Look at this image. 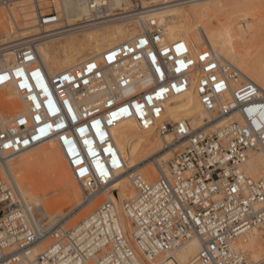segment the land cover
I'll return each instance as SVG.
<instances>
[{
    "label": "built area",
    "instance_id": "built-area-1",
    "mask_svg": "<svg viewBox=\"0 0 264 264\" xmlns=\"http://www.w3.org/2000/svg\"><path fill=\"white\" fill-rule=\"evenodd\" d=\"M20 1L0 0V6ZM30 1L38 32L10 44L14 62L0 68V88L17 87L22 104V113L0 125V264H135L137 254L180 264L174 252L192 239L200 247L188 264H247L233 242L264 226V174L254 178L240 167L264 154V96L209 46L192 52L184 41H164L157 21L146 18L193 0H130L141 24L136 37L52 76L37 45L63 30L57 27L62 13L50 0ZM100 3L82 0L90 16L103 9ZM192 82L210 118L197 129L163 120L165 103ZM128 120L172 135L164 150L182 147L166 160L150 157L151 181L126 168L113 141L112 128ZM210 125L216 128L208 132ZM48 142L58 146L82 193L81 204L54 222L25 198L11 167L21 153ZM129 172L135 196L123 203L125 229L107 195H114L111 182ZM101 195L103 202L69 225L79 207Z\"/></svg>",
    "mask_w": 264,
    "mask_h": 264
},
{
    "label": "bare ground",
    "instance_id": "bare-ground-1",
    "mask_svg": "<svg viewBox=\"0 0 264 264\" xmlns=\"http://www.w3.org/2000/svg\"><path fill=\"white\" fill-rule=\"evenodd\" d=\"M50 1L62 13V21L57 27L58 29H63L54 39L37 45L39 58L50 76L74 69L87 60L97 58L102 52L130 41L140 33L141 24L139 20L132 17L130 0H101L100 4L103 5V9L92 16H90L88 9L83 6L82 0ZM21 2L27 3L25 5H17ZM256 2L258 1L193 0L165 6L161 10L152 13L147 11L149 13L146 12L147 14L145 15L146 18H153L157 21L163 30L164 41H184L192 52H197L205 46H209L216 57L231 63L245 77L253 81L264 96L263 59H261L262 62L256 60V57L252 59L253 56L249 54V50L246 51L245 47H243L245 51H240L241 48L239 50L235 46L237 42L234 43L235 40L241 39L240 37H238V40L234 38V35L237 37L235 32L240 33L244 28V25L242 26L243 21L240 20L242 10L249 6V3ZM6 9V12L0 10V53H4L3 55L0 54V68L7 67L14 62V56L10 49H7L8 46L35 35L28 34L36 30V7L30 0L16 2ZM17 15L20 20L17 19ZM4 16L9 18L8 27H3L2 25L1 19ZM26 16H31L32 18L27 19ZM29 21H32L33 25H28ZM263 22L262 25H264ZM252 24L249 25L252 26ZM254 24L257 26L256 23ZM130 26L132 27L129 28ZM234 30L235 32H233ZM246 30L244 29V32H247ZM238 45L241 46L242 44ZM258 59L260 58L258 57ZM1 89L4 91L2 92L6 101L10 102L16 99L18 103L19 101L21 102L18 88L14 85H5ZM0 102L2 101L0 100ZM20 113H22V107L20 108L19 105H14V107L10 108V113L6 116H3L0 110V125L8 124L12 118ZM209 118L210 115L203 111L199 103L195 92V82H192L190 89L185 94L172 97L165 103L162 116L163 120L171 123L185 120L191 129L201 127L204 124V120ZM131 123H134L137 128ZM210 128L215 129L216 127L210 125L204 129H208V132H210ZM111 134L126 164V168L138 172L139 175L148 181L156 177V170L150 163V157L160 153L161 159L166 160L182 149L177 144L164 150L165 147L172 144V135L161 136L155 128L142 130L133 120L117 124L112 128ZM53 143H42L29 148L21 153L11 164L16 180H20V183L19 181L17 182L25 198L38 208L42 219H50V222L57 220L61 214L59 211L58 213H49L47 210H51L53 207L65 206L66 204H76L74 209H72L75 210L82 201L78 200L79 186L75 185V180L70 176L64 162L60 160L61 162L59 163L57 156H47L40 149V146ZM54 147L61 154L59 148L56 145ZM240 170L242 173L254 178L262 176L264 174V154L250 155L241 165ZM32 172L36 173L34 174L35 176L31 174ZM129 174L130 172L119 176L111 182L110 191H114V195H107L116 204L120 224L125 229L128 222L122 211L123 203L135 196ZM48 175H50V179H47ZM52 179L55 180L56 185L60 183L67 185V192H65L66 190L64 191L61 202H58L59 199L49 198L48 196L47 190L49 189L47 185L53 186ZM78 209L82 208L79 207ZM260 231V228H255L248 233L242 234L233 242V248L241 253L243 251L240 249L251 250L253 264H263L264 261V247L259 242ZM199 247V241L192 239L176 250L174 255L180 264H188L197 255ZM35 250L37 251L39 248ZM149 262L151 264H163L162 258L149 260Z\"/></svg>",
    "mask_w": 264,
    "mask_h": 264
},
{
    "label": "rangeland",
    "instance_id": "rangeland-1",
    "mask_svg": "<svg viewBox=\"0 0 264 264\" xmlns=\"http://www.w3.org/2000/svg\"><path fill=\"white\" fill-rule=\"evenodd\" d=\"M258 2H256V3H249V6H247L245 9H243L242 11V13L240 14L241 15V21H243L242 23V26L244 27L243 29H242V33L240 34L239 32H235V30L233 31V32H235V34H237V37L234 35V38L236 39L237 38V40L239 39L238 37H240L241 39H239L238 41H241V42H238V41H236L235 39V41H234V43H238V44H242L241 46H239L237 43H236V47L239 49V48H241V50L240 51H245V49H246V51H248L249 50V54L251 55V56H253V58L252 59H254V57H256L255 59L256 60H258V61H261L262 62V60L261 59H263V64H264V25H262V22L264 21V0H257ZM31 2V1H30ZM25 3H27V2H21V3H18L17 5H25ZM7 8V7H6ZM5 7L3 8V7H1L0 6V10L2 11L3 10V12H6V9ZM24 10H27V9H24ZM249 11V12H248ZM246 12V13H245ZM18 14V13H17ZM243 15V16H242ZM246 16V17H245ZM26 18L27 19H30V18H32L31 16H26ZM17 19H19L20 20V17L17 15ZM242 19H244V20H242ZM258 19V20H257ZM251 20V21H250ZM256 20V21H255ZM245 21V22H244ZM259 21V22H258ZM1 22H2V25H3V27H8V25H9V18L7 17V16H4L2 19H1ZM253 23L252 24V26L251 25H249V24H251V23ZM258 22V23H257ZM245 23H246V26H245ZM254 23H256V25L257 26H255V24ZM249 26H248V25ZM263 24H264V22H263ZM28 25H33V23H32V21H29L28 22ZM254 25V26H253ZM251 26V27H250ZM132 26H130L129 28H131ZM246 27V28H245ZM247 27H249V28H247ZM254 27V28H253ZM244 29H247L246 31L247 32H244ZM250 29H251V32H250ZM261 29V30H260ZM262 31V32H261ZM38 31H37V29L35 30V31H33V32H30L28 35H33V34H36ZM249 32V33H248ZM239 33V34H238ZM247 35H246V34ZM234 34V33H233ZM243 34H245V36H243ZM262 34V35H261ZM243 37H242V36ZM260 35V36H259ZM249 39V40H248ZM243 42V43H242ZM263 43V44H262ZM243 44H244V46H243ZM239 46V47H238ZM247 46H248V48H247ZM243 47H245V49L243 48ZM253 48V49H252ZM244 49V50H243ZM262 49V50H261ZM259 51V53H260V55H259V53L257 54V52ZM254 52V53H253ZM255 55V56H254ZM260 58V59H258V57ZM1 91V93H0V100L2 101V102H0V110H1V114L3 115V116H6L7 114H9L10 113V108H12V107H14V105L15 106H17V105H19V107L21 108L22 107V104H21V102L19 101V103H18V101L15 99H13V101L11 100L10 102H8V101H6L5 99H4V97H3V90L1 89L0 90ZM3 91V92H2ZM2 98V99H1ZM10 103V104H9ZM131 124H133L135 127H136V125L134 124V123H131ZM137 128V127H136ZM53 144H55V143H53ZM53 144H47V145H43V146H40V149L43 151V153H45L47 156H57L58 158L57 159H59V163L61 162V161H63L64 162V165H65V167H66V169H67V171H69V169H68V167H67V165H66V163H65V161L63 160V158H62V156H61V154L59 153V151L58 150H56V148L54 147L55 145H53ZM52 145V146H51ZM51 146V147H50ZM57 146V145H56ZM58 147V146H57ZM61 160V161H60ZM142 166V165H141ZM144 171H145V169H143ZM49 172V171H48ZM47 172V173H48ZM33 176H35L34 174H36V173H31ZM69 174H70V176L72 177V175H71V173H70V171H69ZM251 177H253V176H251ZM51 177H50V175H48L47 176V179H50ZM53 180V182H52V184H53V186H51V187H55V188H51L49 185H47V188L49 189V190H47V192H48V196H49V198H56V199H59L58 200V202L60 201L61 202V199H62V196L64 195V193L65 192H67V185L65 184V183H60L59 185L57 184H55L56 182H55V180L54 179H52ZM17 181H19V183H20V180H18L17 179ZM51 184V185H52ZM63 186H62V185ZM64 185H66V186H64ZM75 185L77 186V184H76V182H75ZM63 188H62V187ZM61 187V188H60ZM78 187V186H77ZM78 189H79V187H78ZM66 190V191H65ZM65 191V192H64ZM80 195V196H79ZM61 196V197H60ZM59 197V198H58ZM81 197V198H80ZM105 198H106V195H101V196H99L93 203H91L88 207H86L85 209H83V210H81L80 209V212L76 215L75 214V216H74V218L70 221V223H69V225H72V224H75V223H77L78 221H80V220H82L85 216H87V214L88 213H90L96 206H98L101 202H103L104 200H105ZM78 200L80 201V200H82V193H81V191L79 190V193H78ZM76 204H66L65 206L63 205V206H59L58 208L56 207V208H51V210H47V212H49V213H52V212H54V213H58V211H59V213L60 214H64V213H67L68 211L70 212V211H72V209H74V206H75ZM61 207V208H60ZM68 212V213H69ZM260 232H259V234H261V235H259V236H261L260 237V239H259V242H261V244H262V247H264V239H263V234H264V226H262V227H260ZM262 238V239H261ZM39 249H40V247H39ZM240 250H242L243 251V253L245 252L246 253V255H245V253H244V255H245V259H246V262H247V264H253V258H251L252 256H251V250H247V249H240ZM135 264H151L150 262H149V260L147 261V260H145V259H143V257H141V256H139L138 254H137V257H136V260H135ZM263 264H264V261H263Z\"/></svg>",
    "mask_w": 264,
    "mask_h": 264
},
{
    "label": "snow or ice",
    "instance_id": "snow-or-ice-1",
    "mask_svg": "<svg viewBox=\"0 0 264 264\" xmlns=\"http://www.w3.org/2000/svg\"><path fill=\"white\" fill-rule=\"evenodd\" d=\"M0 79H3V78H2V77H0ZM41 131H43V130H41ZM81 131H83V129H82Z\"/></svg>",
    "mask_w": 264,
    "mask_h": 264
}]
</instances>
